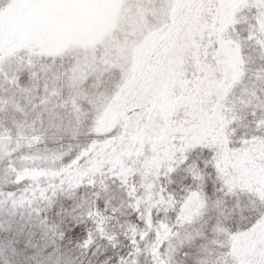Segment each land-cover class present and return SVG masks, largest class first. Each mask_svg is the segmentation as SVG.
Listing matches in <instances>:
<instances>
[{"label":"trees","instance_id":"obj_1","mask_svg":"<svg viewBox=\"0 0 264 264\" xmlns=\"http://www.w3.org/2000/svg\"><path fill=\"white\" fill-rule=\"evenodd\" d=\"M7 1L1 3L0 11ZM204 1L208 14L197 17L202 22L193 31L195 37H189L187 32L184 39L183 68L179 65L181 78L172 86L174 101L163 126V136L147 147L146 158L134 155L119 167L113 155L125 139L128 118L134 110L145 107L134 104L139 97L126 105L131 107L120 116L116 131L113 127L100 131V120H95L94 114L86 115L85 100L78 98L79 92L87 89L90 78L77 88L72 85L70 94L77 102L69 107L65 103L59 106L43 96L47 93L63 96L61 90L55 91L57 78L49 79V75L39 73L32 59L20 64L28 65L34 73L17 71L10 77L8 69L12 67L11 58L15 57L11 54L17 50L9 54L7 50L2 55L0 52V264H164L158 261V256L187 220L184 219L187 198L196 200L198 206L201 201L212 199L215 206L202 213L199 232L179 248L175 256L177 264H212L198 259L201 251L219 250L212 238L217 224L241 230L234 237L233 247L239 242L250 244L264 239V192L251 198L239 186L231 187L228 175L231 159L244 156V146L249 142L263 143L264 151V105L249 102L234 116L226 114L216 120L218 114H225L222 97L218 96L224 69L219 63L221 51L216 35V7L223 0ZM234 12L246 13L248 23H253L260 14L264 19V0H242ZM227 26L223 27L224 31ZM249 28L246 24L244 30H237L232 37L244 70L240 83L246 88L245 94L253 90L264 100V26L262 32L252 30L247 34ZM212 44L217 69L213 77H206L210 91L204 98L205 78H201ZM62 84L63 90L67 86L65 81ZM198 94L201 103L204 102L205 114L200 123L197 118L193 122L199 126L207 121L217 142L195 146L188 152L184 146L185 126ZM145 98L146 90H143L141 99ZM37 99L51 109L56 107L54 120L46 118L41 108L30 103ZM24 105L31 110L24 109ZM2 107H8L11 114L15 109L16 117L8 119ZM220 154L229 167L227 172L219 168ZM261 163L264 166V158ZM86 168L91 169L84 171ZM150 168H154L155 174L145 189L142 174ZM197 171L206 174L198 178ZM82 173L83 179L72 182ZM177 173L188 180L182 186L186 195L174 196L167 190ZM197 186L201 187L203 198L194 191ZM230 197L231 203L227 201ZM62 201L71 204L77 215L89 218L86 243L83 237L80 241L63 239L61 221L67 210ZM237 202L243 210L236 208ZM194 215L191 210L190 217ZM226 263L244 264L237 250L232 253V245Z\"/></svg>","mask_w":264,"mask_h":264},{"label":"rangeland","instance_id":"obj_2","mask_svg":"<svg viewBox=\"0 0 264 264\" xmlns=\"http://www.w3.org/2000/svg\"><path fill=\"white\" fill-rule=\"evenodd\" d=\"M2 2L4 0H0V5ZM241 2L242 0H223L216 7V35L221 51L219 63L224 69L218 96L222 97V108L225 109V114L220 113L217 117L214 115L217 121L226 114L234 116L243 104L253 102L264 105V100L258 98L255 91L244 93L246 88L240 83L244 70L232 40L237 30H244L246 24L250 27L247 34L252 30L262 32L264 19L260 14L255 17L254 24L248 23L246 13L240 15L234 12L235 8H240ZM200 14H208L204 0H8L0 11V52L2 55L7 50L8 54L17 50L11 54L18 58H11L12 67L8 69L10 77L17 71L27 70L34 73L31 68H27L28 65L20 64L32 59L38 65L39 73L49 75V79L57 78L55 91L60 93L61 90L63 96L52 93L43 96L51 98L50 102L59 106H64L65 103L69 107L77 102L78 99L70 94L72 85L77 88L81 82L90 78L87 89L81 90L78 98L85 100L83 107L86 115L87 112L94 114V119L100 120V131L112 127L116 131L120 116L131 107L126 105L139 97L134 104L145 107L134 110L128 118L130 122L125 139L113 155V161L118 166L134 155L146 158L149 149L147 147L163 136V126L170 106L172 108L171 102L174 101L172 86L181 78L179 65L182 66L184 57L181 51L186 43L184 39L187 32L189 37H195L193 31L195 28L198 30L202 22L197 19ZM226 24L229 26L224 31ZM215 55L212 44L206 58L208 65L206 64L201 78H205V91L202 94L204 98L210 91L207 89L210 84L206 77H213L217 69ZM62 81L67 86L63 90L60 89L64 85H60ZM190 86L194 87V84L191 83ZM143 90H146L145 99H141ZM90 94L92 97L89 98ZM199 95L196 101L193 99L185 126L187 137L184 138V146L188 147V152L195 146L204 143L210 146L217 142L207 121H202L199 126L193 122L196 118L199 122L202 114H205L204 102L201 103ZM30 103L41 108L46 118H56V107L51 109L50 106H44L40 99ZM86 106H91L92 109L87 110ZM15 107L21 109L17 104ZM2 108L3 115L7 113L8 119L16 117L15 109L11 114L8 107ZM23 108L31 110L30 106L24 105ZM222 108H219L220 111ZM199 113L201 114L198 115ZM244 149V156H233L234 159H231L230 171L220 154L219 168L222 172L228 170L231 187L237 185L248 191L251 198H256L264 192V166L261 163L264 158L263 143L249 142ZM197 173L198 178H203L206 174ZM154 174V168L142 174L145 189H148ZM81 179L83 173L72 182L77 183ZM194 191L203 198L200 186L195 187ZM212 201H201L198 206L196 200L187 198V214L184 216L187 220L173 234L162 255L159 254V262L162 260L164 264H177L175 256L179 248L199 232L202 213L215 206ZM227 201L231 203V197ZM239 204L237 202L236 208ZM191 210L193 215H197L190 217ZM238 210L243 209L240 206ZM213 230V242L219 250L216 248L213 253L201 251L199 262L227 264L229 248L232 245V253L237 250L238 257L244 264H264V239L254 240L250 244L239 242L233 247L234 237L241 230L230 229L223 224H217Z\"/></svg>","mask_w":264,"mask_h":264},{"label":"snow or ice","instance_id":"obj_3","mask_svg":"<svg viewBox=\"0 0 264 264\" xmlns=\"http://www.w3.org/2000/svg\"><path fill=\"white\" fill-rule=\"evenodd\" d=\"M188 180L182 178L180 173H177L173 177V184L167 186V190L171 191L175 196L177 193L186 195L185 189L182 186H186ZM182 202V200H181ZM61 204L67 210V214L63 216L61 221V228L63 230V239L68 241L71 238L73 241H80L81 238H84V242H87V232L89 228L90 220L88 217H82L77 215V210L72 207L67 201H62ZM157 219L160 217L157 216ZM139 219V217H137ZM71 229V231H69Z\"/></svg>","mask_w":264,"mask_h":264}]
</instances>
